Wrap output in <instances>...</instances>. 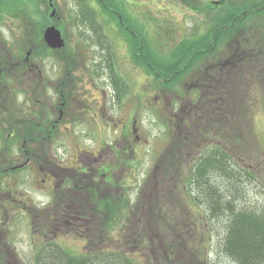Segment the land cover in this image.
<instances>
[{
	"label": "flooded vegetation",
	"instance_id": "1",
	"mask_svg": "<svg viewBox=\"0 0 264 264\" xmlns=\"http://www.w3.org/2000/svg\"><path fill=\"white\" fill-rule=\"evenodd\" d=\"M44 1L51 9L50 17L56 15L61 20L76 21L77 35L76 38L74 36V41L79 46L84 44L90 53L83 57L79 50L73 47L74 45L67 46V37L61 29L59 31L64 39V45L59 48L60 55H57L58 59L54 62L61 70L65 51L73 57L77 56L78 61L89 59L87 66L84 67L89 76L83 80L81 67H77V80H63V77L59 80H51L46 73L43 74L41 68L35 70V66L40 65L38 58L43 56L35 57L33 48L25 51L24 58L18 57L21 60L15 59V51L9 52L10 79L3 80H10L11 83L0 87V93L5 94L4 97L7 99L4 103L7 107L0 112V122L4 128L8 129V143L5 150H13V153L12 157L5 156L1 164L8 187L0 188V264H35V260L43 256V245L47 247L52 241L66 249L57 242L58 236L62 233L72 234L85 242L81 253H72L67 249L70 254L77 256L95 252L94 227L97 222L100 223L96 221L95 215L112 208V195H107L108 189L116 187L119 188L118 193L124 194L121 188L123 186L117 187L112 173L120 168V171H123L124 168L135 166L133 162L128 164L119 161L124 154L117 153L115 144L121 138L128 141L131 150H128L127 156L130 152L134 153L142 148L143 141L134 126L136 119L132 120L133 125L130 127L121 120L116 121L120 122L119 126L115 122L116 132L112 140L114 143L99 140L98 145L91 149L83 147L77 138H70V141L74 143L73 153L65 158L54 154L52 137L61 130L72 137L71 129L77 124L88 133L97 126L104 130L107 120L111 118L107 115L108 98L101 85L102 80L112 85L114 99L118 103L121 102V94L118 92L123 85L127 86L126 80H142L144 77L157 80L151 71L144 72L142 59L144 41L152 42L150 46L153 50H157L159 45L160 48L169 50L181 40L175 41L171 38L168 35L170 28L167 26L165 30L167 31L166 40L169 38L168 44H157L153 41V34L149 36V39L147 38L146 32L155 31L154 28L157 26H153L147 18L149 15L142 12L144 5L142 0H72L73 8L62 15L57 5L69 3L68 0ZM180 1L189 6L193 4L192 0ZM197 1L205 10L211 4L216 8H222L228 4V0ZM53 10L55 12L52 14ZM37 16L42 15L37 14ZM189 35L191 33L187 36ZM239 50L238 45L234 46L232 56L227 57L221 47L217 53L206 55L199 69H189L180 80H206L209 66L210 68L214 66V62L222 65L226 57L231 60L235 75L238 71ZM35 75L36 78H34ZM216 76L220 81L221 75ZM213 89L214 91L206 88L203 93L199 91L196 101L194 97L186 95L188 108H186L183 124L182 126L174 125L176 130H173L174 138H177L176 140L183 138L186 145L183 149L179 146L180 150L176 151L179 155L175 156L172 162L176 165L173 169V177L179 179L184 176V172L189 175L193 165L202 156L212 154L217 148L219 151L225 150L229 157L226 162L232 164L235 172L238 173L239 164L243 162V158L235 148L236 145L223 143L218 138L222 135H218L217 130L211 132L212 126H209L208 134L201 131L205 129L207 117L221 111V107H217L221 104L218 102L222 96L220 87H213ZM190 90L197 92L198 85L195 84L194 89ZM17 92L23 93L20 103L15 98ZM236 95L235 92L232 96L233 107L238 105ZM163 100L159 102L161 106H163ZM235 107L232 117L237 121ZM132 112L134 116L135 109ZM29 123L32 125L30 126ZM237 129V124L232 125L235 134ZM16 133H18L17 136ZM28 133L36 136L26 142L21 135ZM130 136H133L132 139ZM107 151L112 156L101 155L104 152L106 154ZM214 161L217 162L218 158ZM31 172L40 175L43 182L42 192L45 201L40 206L32 205L28 192L21 188L27 182ZM182 223L185 227H190L191 222L188 220ZM58 227L63 230L55 232L54 230ZM43 232H45L44 235ZM36 239H39L37 245L31 247ZM21 244L25 246L23 251L19 246Z\"/></svg>",
	"mask_w": 264,
	"mask_h": 264
},
{
	"label": "rangeland",
	"instance_id": "2",
	"mask_svg": "<svg viewBox=\"0 0 264 264\" xmlns=\"http://www.w3.org/2000/svg\"><path fill=\"white\" fill-rule=\"evenodd\" d=\"M68 1L69 3H60L57 5L58 10L61 11L60 15L66 12L68 13V10L73 8L74 5L72 4V0ZM142 1L144 3L142 12L145 13V15H149L147 18L152 22L153 26H157V28L152 27L155 31L150 30L146 32V36L149 39V36L153 34V41H156L157 44L161 43V45L168 44L169 40V38L166 40L167 31L165 30V26L170 28L168 35L177 41L181 39V37L187 36L189 33L196 32L195 34H197L204 32L209 25H211V18L214 17V14L221 11V8H216L212 4L205 10L197 0H192L193 4L190 6L189 4H182L180 0ZM44 10L43 7V12ZM50 11L51 9L48 8L47 15L49 18ZM14 17H5L0 21V58L7 61L9 60V52L16 51V49L20 50L25 44L23 43V38H20L22 34L21 26L23 23L17 19L14 20ZM51 18L55 19V21L48 25H54L60 31L63 29L67 37V46L74 45L73 47L79 50L78 52L83 57L90 54L84 44L83 46H79L74 41V36L76 38L77 35L76 21L71 19L61 20L57 18L56 15H53ZM25 23L28 24L27 21ZM243 34V32L241 34L238 32L239 37L243 36ZM260 34H264V31L259 30L256 33V37ZM151 44L152 42L150 45ZM263 50L264 46H261L258 50V55L262 57L263 64L256 65L253 59L254 57L256 58L257 54L254 53V51L249 53L251 59L249 65L252 71L249 77L251 78L253 86L250 94L245 95L244 99H246L245 105L248 107L249 116H251V125H249L250 131L246 130L245 132L244 144L241 147L236 146L235 148L238 149L240 156L243 158L242 163L247 165L246 167L254 177L249 179L243 178V181L240 183V187L236 193L237 199L234 200L236 209L249 208L260 211L264 208V99L261 97L262 92L260 89L262 83L261 79L262 76H264ZM154 51L161 57L165 56L168 52L164 47L160 48V45L157 47V50L154 49ZM57 55L58 54L55 53L53 55H47V57L43 56V58H38L40 65L35 66V70L41 68L43 74L46 73L51 80H59L62 77L63 80H77V67H81L83 80L89 76L87 70L84 69L89 59L78 61L77 56L73 57L68 51H65L63 53L64 61L62 64L60 63L62 67L60 70L59 65L54 62L58 59ZM81 62L85 63L83 64ZM8 64L7 62V65ZM255 67L262 69V72L258 73L259 79L256 78V80H254V73L256 74ZM144 70V72H146L147 69L144 68ZM36 77L35 75L34 78ZM8 79H10V77H8ZM102 81L103 83H101V85L107 93L108 98L107 106H109V109L107 110V115L111 118V120H107L104 130L97 126L90 130L91 133H88L82 126H78L77 124L71 129L73 133L72 137L66 135L63 130L52 137L54 154L58 157L65 158L73 153L74 143L70 141V138H77L83 147L92 149L93 146L98 145L100 142L99 140L105 141L106 143L113 142V135L114 132H116L115 122L117 120H121L125 125L130 127L133 125L132 120H134V118L136 119V124H134V126L137 128L136 132H138L143 141L142 148L134 153L130 152L127 156L126 154L131 150L130 143L124 138H121L115 144L119 151H117V153L124 154L119 161L128 164L133 162L135 166L134 168H124L123 171H120V168L112 173L117 187L120 185L123 186L121 188H123L122 191L124 194L118 193L117 191L119 188L116 187H114V189H108L107 195H112V204L115 205V208L112 207L114 212L110 211L106 214L101 213L95 215L96 221H100V223L97 222L94 227L96 237L93 243L94 249H96L98 244V246H100L98 248L101 250L120 248L128 252L127 241L131 242L133 238L136 237L137 229L140 228L138 225H141V227H145L144 232L146 241L144 246L130 251L132 253L135 251L132 257L138 264H158L160 257L159 249H161L162 243L159 241L160 235L158 234L159 237L152 235L151 229L154 228L155 224H158L156 221L158 218H156V216L159 215L158 211L161 210L159 204L161 200L152 202L151 199L153 196H156L158 200L159 197L162 196L165 202V208L170 201L172 202L175 199L177 202V204L174 203L175 206H171V209L175 211L174 217H178L177 225H180V223L182 224L184 221L187 222L188 220L191 222L189 232L187 233L186 244L189 245L190 239L191 243L197 244V263L239 264L223 252L222 242L225 224L227 223L224 220L226 219L221 217V221L219 219L209 220L205 210L198 205V203L192 202L193 200L191 199H187L189 196L187 197L186 194L189 193V187H182V182L180 181L182 177L178 179L177 177H173L172 173L164 175L166 172L162 169L163 166L160 167L158 164V161L161 160L162 155L170 145L177 144V141L180 143L181 140H176L177 138H174L173 130H176L174 125L182 126L187 110L186 108H188L186 95L194 97L193 99L196 101L199 97V87L201 88L202 82L183 79L180 82L176 81L173 84L167 85L162 83V80H150L146 77L142 80H126L127 86L123 85L121 88L122 90L118 92V94H121V102L118 103L114 99L112 85L105 80ZM7 83L9 85L11 81L8 80ZM243 83L241 81V83L238 84L236 81L235 85H231L234 91H236L237 97H239L240 88L243 89ZM195 84L198 85L197 92L190 90L194 89ZM190 86L191 88H189ZM233 95L234 93L232 92V96ZM15 98L16 101L20 103L23 98V93L17 92ZM161 100H163V106L159 103ZM2 103V99H0V105L6 108L7 105ZM3 108L0 110L1 112H3ZM134 109L135 114L133 116L132 111H134ZM119 123L120 122H116V125L119 126ZM245 128L247 129V127ZM213 131L214 130L211 132ZM4 133H6V130L0 122V165L3 163L5 156L12 157L11 155L13 153V150H5L8 140L3 139ZM132 137L133 136H130L131 139ZM104 153H101V155L107 156V154H110L108 151L106 154ZM177 154L178 152L175 154L176 157L179 155ZM156 162L157 166L155 167ZM242 163L240 164L243 166L244 164ZM1 172L3 175H0V184H2L0 188H7L8 181L4 179L6 176L2 170V165L0 166V173ZM31 173L27 182L21 188L28 192L31 197L32 205L40 206L41 203L45 201L42 192L44 189L43 182L41 181L40 175L33 172ZM183 174L184 176H188L186 172ZM175 178L179 182L178 185H176L175 191L168 195V197L171 195V200L168 202L165 199L171 187V181L174 182ZM99 179L102 180L101 177H99ZM218 181L222 182V179ZM186 186L188 185L186 184ZM136 202L140 204L135 208ZM186 218H188V220H185ZM61 230H63V228L58 227L54 231L60 232ZM44 233L45 232H43V235ZM47 233L50 234V232ZM168 236H170L169 232ZM38 240L39 239H36L35 242H32L31 247L36 246ZM148 241H150V244L146 243ZM57 242L72 253H81L84 249L83 244H85L84 241L76 238L74 235H66L65 233L58 236ZM19 246L21 250L25 247L22 244ZM180 258L185 261L187 257L184 256Z\"/></svg>",
	"mask_w": 264,
	"mask_h": 264
},
{
	"label": "trees",
	"instance_id": "3",
	"mask_svg": "<svg viewBox=\"0 0 264 264\" xmlns=\"http://www.w3.org/2000/svg\"><path fill=\"white\" fill-rule=\"evenodd\" d=\"M227 3L226 6L220 9L221 11L214 14V17L211 18V25L204 32L197 34L193 32L191 35L181 38L180 41L171 46L165 56H159L151 48L150 43L145 40L142 48V59L147 71H151L157 80H162V83L170 85L176 81L180 82V79L185 76L189 69H199V65H201L200 63L206 55L215 54L222 47L226 52L225 55L229 57L233 54V47L238 45L240 47L238 71L235 75L233 74L232 62L226 57L222 61V65L214 62V66L211 68L209 66L206 80L198 81L202 82L201 88L199 87L200 92L203 93L206 88H211L214 91L213 87H220L222 95L220 101L218 100L221 104L217 106L221 107V111L207 117L208 120L204 124L205 129L201 130L202 133H210L209 126H212L214 132L217 130L216 133L222 135L218 138L223 143L241 147L244 144L245 132L246 130L250 131L249 125H251V116H249L248 107L245 105L246 99H244L245 95L250 94L253 86L249 77L252 72L249 65L251 63L249 53L254 51L257 54L256 58L253 59L256 65L263 64V59L258 55V50L261 46H264V34L256 37V33L259 30L264 31V0H228ZM48 8L49 6L44 0H0V21L5 17L15 16L14 20L17 19L23 23L20 38H23L25 44L22 49H16L15 59L21 60L20 58H24V55H26L25 51L32 48L35 57L53 55L54 53L60 55L61 49L50 50L42 39L44 27L55 21L47 15ZM37 14L42 16L38 17ZM26 21L28 24L25 23ZM238 32L239 34L243 32V36L239 37ZM7 62L9 63V60L0 58V87L8 84V80H3L10 76L11 68L9 67L11 64L7 65ZM217 72L221 75L220 81L217 80ZM255 72L254 80L259 79L258 73H261L262 69L255 67ZM261 80V97L264 99V76ZM236 81L238 84L241 81L244 82L243 89L240 88L239 90V104L236 107L234 106L237 110V121L232 117L234 111L232 92L235 93L236 91L231 86L235 85ZM120 90L122 89L120 88ZM4 95L0 93V99L3 103L7 100ZM2 108V105H0V110ZM234 124H237L238 127L236 134L232 130ZM29 125L32 124L29 123ZM5 130L7 133L8 129L5 128ZM6 133L3 135L4 140H7ZM17 135L18 133H16ZM33 136L36 135L28 133L22 134L21 138H25L28 142L31 141ZM185 145L186 141L182 138L180 143L177 141V144L170 145L162 155L158 164L160 167L163 166L162 169L166 172L164 175L173 173V168L176 166L171 163L176 154L174 152L177 149L180 150L179 146L182 149L185 148ZM215 158H218L217 162L214 161ZM228 158L225 150L219 151V148L215 149L212 154H205L193 165L188 176L184 178L182 175L183 177L180 180L182 187H189V193L186 194L187 197L189 196L187 199L198 203L205 210L209 220L219 219L221 221V217L226 219L224 220L227 223L225 224L222 242L223 252L239 264H264V208L260 211L249 208L236 209L234 205V200L237 199L236 193L243 178L249 179L254 176L246 166L244 167L241 164H239V171L236 173L233 165L226 162ZM0 175H3L2 172ZM219 179H222V182L218 181ZM171 182L167 197L165 196V200L168 202L171 200V195L169 197L168 195L175 191L179 181L175 179L174 182ZM159 200H161L159 203L161 210L158 211L159 215L156 216L158 224H155L154 228L151 229L152 235L156 237L158 234L160 235L159 241L162 243V247L159 249L158 264H199L196 260L197 244L191 243V239L189 245L186 244L189 227H185L184 223L177 225L178 217H174L175 211L171 209V206H175L174 203L177 204V202L175 199L172 202H167L165 208L162 196L158 200L156 196L151 199L152 202ZM139 204V202H136L135 208ZM111 206L115 208V205L112 204ZM113 208L101 213L114 212ZM138 226L140 228L137 229L136 237L131 242L127 241L128 252L120 248L101 250L97 244L94 253H84L76 256L52 241L49 242L47 247L43 245V256L36 259L34 263L138 264L132 257L135 251L130 252L144 246L146 241L145 227ZM168 232L170 236H168ZM150 241L146 243L150 244ZM184 256L187 257L185 261L180 258Z\"/></svg>",
	"mask_w": 264,
	"mask_h": 264
},
{
	"label": "water",
	"instance_id": "4",
	"mask_svg": "<svg viewBox=\"0 0 264 264\" xmlns=\"http://www.w3.org/2000/svg\"><path fill=\"white\" fill-rule=\"evenodd\" d=\"M216 2L217 1H215V3ZM54 12L55 11L53 10L51 13L53 14ZM42 37L46 45L52 49L58 50L64 45V39L61 37L59 29H57L54 25L46 26L43 29Z\"/></svg>",
	"mask_w": 264,
	"mask_h": 264
}]
</instances>
